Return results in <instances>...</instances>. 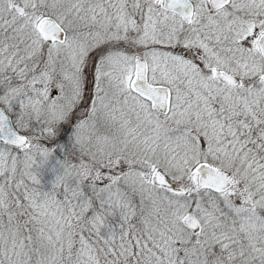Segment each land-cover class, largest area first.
<instances>
[{"label": "snow or ice", "instance_id": "6c2138e0", "mask_svg": "<svg viewBox=\"0 0 264 264\" xmlns=\"http://www.w3.org/2000/svg\"><path fill=\"white\" fill-rule=\"evenodd\" d=\"M0 264H264V0H0Z\"/></svg>", "mask_w": 264, "mask_h": 264}]
</instances>
